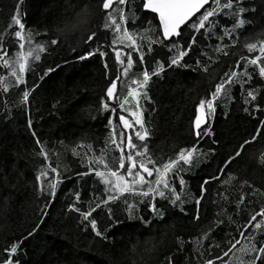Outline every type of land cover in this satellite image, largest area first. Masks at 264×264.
I'll return each mask as SVG.
<instances>
[{"label": "trees", "instance_id": "trees-1", "mask_svg": "<svg viewBox=\"0 0 264 264\" xmlns=\"http://www.w3.org/2000/svg\"><path fill=\"white\" fill-rule=\"evenodd\" d=\"M98 3L99 0H0V32L11 22V16L17 14L25 24V35L31 34L32 47L43 44L47 49L40 54L41 60L35 62L38 64L37 74L26 73V85L11 87L7 94L0 90V259L5 256L2 249L6 243L23 238L24 252L18 257L21 264H168L169 258L172 264H205L208 259H212L213 264H221L216 257L231 247L227 241L230 236H235L240 244L223 259L228 264H240L241 261L247 264L248 257L238 251L247 240L239 236L237 229L247 236L248 230L243 224L250 214L264 207V194H261L264 193V165L259 163L264 153V135L247 145L241 157L231 165L223 163L243 140L253 134L257 119L264 118L260 113L252 116L244 112L247 85L243 89L239 85L233 86L231 96L220 99L214 116H209L212 134L197 145L200 156L196 166L181 173L186 181L183 188L179 180L174 181L180 201L173 205L156 198L158 206L166 209L162 220L152 219L145 225L138 218H130L121 200L118 210L116 205H111L119 218L118 222L113 219L111 227H107L106 209H97L92 214L98 220V228L107 229L109 240L103 241L91 232L90 226H83L77 213L68 210L69 203H77L78 207L88 210L92 190L104 191L94 173L83 178H78L76 173L87 172L89 167L103 170L102 165L92 162L102 153L110 167H118L119 153L111 144L106 146L111 128L105 117L112 116L118 135L122 127L118 124L119 110L116 114L98 110L100 98L109 83L103 60L99 56L77 59V55L96 47L83 43L82 38L90 34V30L97 31L101 42L107 40L110 43L113 38L102 27L104 16L100 14ZM85 6L88 16L81 28L77 25L76 13ZM245 6L256 7L255 13L246 14L253 23L238 30L242 35L235 46L227 49V56L209 50L214 59L219 55V60L212 66L216 69L213 75H223L241 56L250 55L243 47L245 42L264 39V0H245ZM148 18L151 19L150 13ZM155 24L153 21V27ZM65 27L67 32L58 31ZM52 39H57L58 44L52 45ZM146 43L145 40V47ZM154 48L145 65L135 66L132 75L118 81V92L126 93L131 78L140 70H151L153 55L166 59L164 51L158 46ZM197 54L185 57L191 67H166L160 77H153L148 86L151 100H141L143 120L151 132L146 143L158 157L174 156L180 148L195 143L192 135L195 105L216 82L211 75L192 70L196 67L193 60ZM113 61L114 55L108 58L110 66ZM243 63L241 61V67ZM49 67L53 71L43 76ZM253 67L249 65L248 70L252 71ZM113 72L114 68L110 67L108 76ZM7 80L14 85L13 78L7 77ZM257 81L264 91V80L258 75L254 76L253 87ZM25 87L30 90V95L21 105L20 94ZM5 97L7 114L3 110ZM257 102L264 109V96L258 95ZM128 107H134V104ZM123 114L128 115L127 112ZM29 119L31 129L27 126ZM135 128L142 131L138 125ZM32 131L41 140V145L35 143ZM126 132L133 135L134 142L141 143L136 140L132 129ZM41 146L48 152V162L58 166L63 173L55 198L48 204L43 218H40L39 209L45 205V196L38 191L41 182L35 179L42 170L47 171L43 167L47 162L38 155ZM73 148L77 155L73 154ZM222 167L224 173L220 174L218 170ZM229 173L234 179H229ZM52 175L50 173L48 178ZM214 175L219 178L209 180L202 193V182ZM243 181H248L259 191L250 194ZM43 186L47 190V184ZM73 191L81 192L80 202L71 195ZM241 194L245 195V202L237 208ZM248 200L252 202L248 203ZM129 202H134L133 198L130 197ZM138 208L137 215L149 216L144 203ZM197 215L198 220L194 219ZM217 220L223 223H215ZM33 227L35 232L27 236ZM208 228H212V232L197 253L192 238ZM177 237L182 239V245L177 242Z\"/></svg>", "mask_w": 264, "mask_h": 264}, {"label": "snow or ice", "instance_id": "snow-or-ice-1", "mask_svg": "<svg viewBox=\"0 0 264 264\" xmlns=\"http://www.w3.org/2000/svg\"><path fill=\"white\" fill-rule=\"evenodd\" d=\"M97 7L101 10L100 14L104 16L103 29L110 32L113 38L110 43L107 40L101 42L97 31L90 30V34L82 38L83 43L88 47L95 44L96 47L91 51H85L84 54L77 55V59L84 60L87 57L99 56L103 60L105 75L109 83L104 95L100 98L98 110L111 114H116L119 110L118 124L122 127L118 135L113 127L112 116L105 117L107 125L111 128L106 146L111 144L119 153L118 167H110L103 159L102 153L92 162L102 165L103 170L89 167L87 172L76 173L78 178L94 173L103 184L104 191L100 193L98 189L92 190L88 201V210L78 207L77 203H69L67 207L69 211L79 215L85 228L90 226L91 232L96 237L108 241L107 229L98 228V220L93 218L92 214L97 209H106L107 227H111L114 218L116 222L119 221L111 205H116L118 210V202L122 200L130 218H138L142 223L148 225L152 219L162 220L165 215L166 209L158 206L157 197L167 200L173 205L180 201L174 181L179 180L181 188L185 185L186 181L181 173L190 171L196 166L200 156L197 145L202 139L212 134L209 116H214L220 99L231 96L233 86L239 85L243 89L247 85L244 112L252 116L260 113V116L264 117V109L257 102L258 95L264 96V91L261 90L262 86L258 81L255 82V87L252 83L256 75L260 80H264V39H259L257 42H245L243 47L250 55L241 56L234 62L235 66L223 72V75H213L216 73V69L212 66L219 60V55H216L214 59L213 55H209V50L215 54L227 56L229 54L227 49L230 46H235L242 35L238 30L253 23V20L246 14L255 13L256 7L245 6V0H99ZM148 13L151 14V19L148 18ZM87 16L88 9L85 6L76 13L77 25L82 28ZM10 19L11 22L0 32V73H2L0 74V90L5 94L10 91L11 87L26 85L25 77L29 71L34 75L37 74L38 64L35 62H39L40 54L47 50L43 44L32 47L31 34L25 35V24L17 14H13ZM153 21L156 22L155 27H153ZM58 31L65 33L68 29L65 27ZM213 41L214 43H212ZM50 43L56 45L58 40L52 39ZM117 45H123V47ZM154 46H158L161 51L165 52L166 59H160L153 55L151 70L147 68L140 70L136 76L131 78L126 93L118 92V81H121L122 77L132 75L135 66L145 65L147 57L155 51ZM72 51L76 50L73 48ZM193 54L197 55L193 60L196 67L192 70L209 74L216 82L210 85L209 91L204 97L199 98L195 105V115L192 121V135L195 137V143L191 147L180 148L174 156L158 157L146 143L151 132L143 120L141 100H151L148 95V86L153 77H160L166 67L186 69L191 67L185 57L191 58ZM113 55L114 61L110 66L108 58ZM241 61L244 62L243 67H241ZM249 65L254 66L252 71L248 70ZM110 67L114 68L112 76H108ZM52 71L53 69L49 67L43 72V76H47ZM7 77L14 79V85L8 82ZM29 95L30 90L25 87L20 94L19 103L25 104ZM133 104L134 107H128ZM7 109L8 103L5 97L3 103L5 114H7ZM125 112L128 113L127 116L123 114ZM92 118L95 119V117ZM136 125L142 131L137 130ZM27 126L32 128L30 119ZM129 129L133 130L136 140L141 143L134 142L133 135L127 134L126 130ZM31 134L36 138L35 143L41 145L42 142L36 137L35 131H32ZM261 135H264V118L257 119V127L253 134L233 150V153L223 162L224 165L229 166L235 162L237 158L241 157L246 146L258 141ZM213 142L215 143V141ZM72 152L74 155L78 154L75 148L72 149ZM38 155L43 156L47 162L43 166L47 168V171L42 170L35 178L36 181L41 182L38 191L45 196V205L39 209L40 218H43L47 213L48 204L55 198L58 184L61 182L59 178L63 176V173L58 170V166L48 162V152L43 146L39 148ZM259 163L264 165V153L261 154ZM218 171L223 174L224 168L222 167ZM50 173L53 175L48 178ZM228 175L229 179H234L232 174ZM218 178L216 175L205 178L200 186L201 192L205 191V185L209 180ZM44 183L47 184V190L43 186ZM242 184L248 186L250 194L259 191L253 188L248 181H243ZM71 195L76 202L81 201L80 191H73ZM130 197L134 202H129ZM244 202L245 195L241 194L236 207L239 208ZM247 202L251 203L252 201L248 200ZM140 203H144L148 210L147 218L137 215ZM196 203L199 204L200 200L197 199ZM194 219L198 220L199 215ZM229 220L231 221V218ZM215 223H223V221L217 220ZM243 228L248 230L247 236L244 231H239V228L237 231L240 237L247 240V243L241 245L238 251L248 257L247 264H258V262L264 264V207H260L258 211L250 214L246 223L243 224ZM35 230L33 227L27 236H31ZM211 232L212 228H208L198 237L192 238L195 252L200 253V249L204 246L203 241L209 238ZM176 239L178 243L183 244L180 237ZM227 242L231 244V247L227 251H223L222 256L216 257L221 261V264H228V261L223 257H227L240 244V240L235 236H230ZM22 243L23 238L13 239L6 243L2 249L5 256L0 259V264H21L18 257L24 252ZM208 247L211 248L212 245L209 244ZM168 264H172L171 258L168 259ZM205 264H213V260L208 259ZM240 264H243V261Z\"/></svg>", "mask_w": 264, "mask_h": 264}]
</instances>
